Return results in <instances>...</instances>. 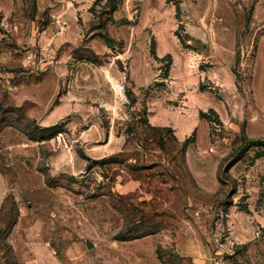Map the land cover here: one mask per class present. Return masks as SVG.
<instances>
[{
    "label": "rangeland",
    "instance_id": "374dc122",
    "mask_svg": "<svg viewBox=\"0 0 264 264\" xmlns=\"http://www.w3.org/2000/svg\"><path fill=\"white\" fill-rule=\"evenodd\" d=\"M114 1L0 0V264H264V0Z\"/></svg>",
    "mask_w": 264,
    "mask_h": 264
},
{
    "label": "trees",
    "instance_id": "16d2710c",
    "mask_svg": "<svg viewBox=\"0 0 264 264\" xmlns=\"http://www.w3.org/2000/svg\"><path fill=\"white\" fill-rule=\"evenodd\" d=\"M112 9H117V2H115L114 0H112ZM167 56L171 57V54H168ZM129 97L131 98L132 101H135V95L130 92L129 93ZM201 116H204L205 115V112L204 111H201L200 113ZM155 129L157 130H162L163 127L161 126H154ZM168 130H171V128ZM196 141V132L194 131L192 135H190L189 137H187L184 142H183V149L186 150L187 147L192 144V143H195ZM250 143H252V145H261L263 146L264 145V141L262 140H252L250 141ZM134 237H128L126 235H120L118 237L119 240H130V239H133Z\"/></svg>",
    "mask_w": 264,
    "mask_h": 264
},
{
    "label": "water",
    "instance_id": "95a60500",
    "mask_svg": "<svg viewBox=\"0 0 264 264\" xmlns=\"http://www.w3.org/2000/svg\"><path fill=\"white\" fill-rule=\"evenodd\" d=\"M87 244H88V246H89L90 248L94 246V243H93L91 240H88V241H87Z\"/></svg>",
    "mask_w": 264,
    "mask_h": 264
}]
</instances>
